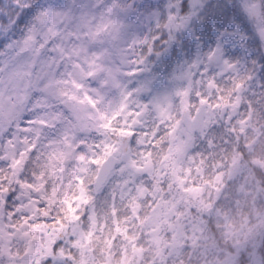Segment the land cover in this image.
<instances>
[{"label":"clouds","instance_id":"9594fccd","mask_svg":"<svg viewBox=\"0 0 264 264\" xmlns=\"http://www.w3.org/2000/svg\"><path fill=\"white\" fill-rule=\"evenodd\" d=\"M0 264H264V0H0Z\"/></svg>","mask_w":264,"mask_h":264}]
</instances>
